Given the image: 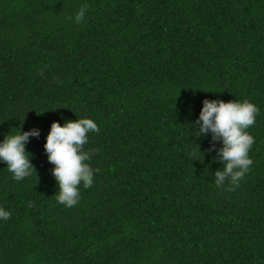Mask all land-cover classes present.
<instances>
[{
	"label": "trees",
	"instance_id": "1",
	"mask_svg": "<svg viewBox=\"0 0 264 264\" xmlns=\"http://www.w3.org/2000/svg\"><path fill=\"white\" fill-rule=\"evenodd\" d=\"M205 99L259 109L232 190ZM79 118L93 185L67 207L44 145ZM33 128L37 174L0 161V264H264V0H0V142Z\"/></svg>",
	"mask_w": 264,
	"mask_h": 264
},
{
	"label": "clouds",
	"instance_id": "2",
	"mask_svg": "<svg viewBox=\"0 0 264 264\" xmlns=\"http://www.w3.org/2000/svg\"><path fill=\"white\" fill-rule=\"evenodd\" d=\"M87 8L86 4L81 6L75 16V23L83 22ZM258 111L257 106L248 100L203 101V108L196 121L199 125V136H206L211 132L214 142L223 143L218 156L214 158L223 164V167L215 172L217 187H223L226 181L230 190L239 187L240 181L250 170L253 161L249 158V151L255 141L246 129L254 125ZM89 132H100L97 124L90 118L67 120L63 125L56 121L52 123L46 138L45 151L48 161L55 166L52 174L59 186L55 197L60 204L67 207L78 203L81 182L85 189L93 185V169L86 163L91 159V153L84 151ZM39 135L40 130L33 128L15 135L7 134L3 142H0V161L6 163L15 180L21 181L33 172L37 174L35 166L31 163V154L26 151V144L30 137ZM212 150H215V144L209 149ZM10 216L9 211L0 208V219L8 220Z\"/></svg>",
	"mask_w": 264,
	"mask_h": 264
}]
</instances>
